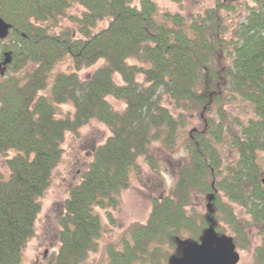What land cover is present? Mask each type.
<instances>
[{
  "label": "trees",
  "instance_id": "1",
  "mask_svg": "<svg viewBox=\"0 0 264 264\" xmlns=\"http://www.w3.org/2000/svg\"><path fill=\"white\" fill-rule=\"evenodd\" d=\"M73 4L83 9L72 17L76 27L63 24ZM252 4L230 27L223 12L231 0H219L189 21L178 12L160 19L157 0H0V16L11 25L0 39V154L9 171L5 179L0 173V264H20L65 135L90 120L105 124L110 135L70 189L58 249L44 264H83L103 230L95 210L111 216L131 173L139 172V158L157 170L152 145L174 150L181 138L187 154L174 169L173 184L151 200L145 222L127 228L121 248L107 247L109 264H162L155 256L185 240L199 241L211 222L222 233L216 210L237 237L242 228L234 203L260 235L255 264H264L258 161L264 152V0ZM6 52L10 60L3 63ZM67 57L74 71L56 73L49 83ZM95 65L87 77L79 76ZM109 97L124 108L116 110ZM236 97L253 112L238 127L225 112V101ZM65 103L73 110L57 115ZM226 145L236 153L233 162L221 156ZM197 194L206 203L214 195L205 215L190 207Z\"/></svg>",
  "mask_w": 264,
  "mask_h": 264
},
{
  "label": "rangeland",
  "instance_id": "2",
  "mask_svg": "<svg viewBox=\"0 0 264 264\" xmlns=\"http://www.w3.org/2000/svg\"><path fill=\"white\" fill-rule=\"evenodd\" d=\"M217 1L219 0H179L178 2L157 0L158 17L161 19L164 12H178L186 21H189L191 15L213 7ZM134 2L137 3L139 0H134ZM231 3L233 4L231 9L223 12L227 16L226 22L230 27L234 26L238 21H243L247 5H253L252 0H231ZM82 12V8L73 4L67 10V14L63 18V24L76 27L72 17L80 15ZM105 24V22H102L99 27H103ZM94 69H96V65L81 70L78 72L79 76L85 78ZM72 71L74 70L71 61L68 57L64 58L55 65L49 77V83L52 82L56 73ZM45 92L49 94V88ZM109 101L116 110L121 111L124 108V104L113 97H109ZM163 101L174 114L178 113V109H175L166 98ZM225 109L227 118L234 123V127H238L236 124L238 120L245 122L253 115L249 103L239 99V97L226 100ZM70 110H73L72 105L65 103L60 104L56 112L57 115L64 116ZM191 119L193 121L195 118L192 117ZM109 135L108 127L95 120H90L78 132L65 135L63 154L60 162L53 170L49 186L40 198L41 207L36 216L34 235L28 240L23 250L20 264H44L57 251L59 246L58 236L61 229L59 221L64 213L63 203L68 197L70 189L78 184L82 173L89 166L95 147L104 142ZM152 147L157 162V170H152L143 158H139V172L133 171L131 173L128 187L120 193L118 206L109 209L111 216H108L104 210L98 208L95 210L100 216L103 230L98 239L97 250L90 253L83 264H109L107 247L121 248V239L126 234L127 228L133 223L145 222L151 209V200L164 195L173 184L175 178L174 169L187 154L184 149L183 138L179 140L174 150L166 149L159 143H154ZM9 155H12V152ZM221 156L225 163L233 162L236 159V153L230 145L224 147ZM258 161L261 177L264 178V152L259 153ZM0 173L4 179L9 175L2 154H0ZM197 195L193 198L190 207L195 212L205 215L208 200L206 203L205 198L202 197L203 195ZM220 202L228 205L226 198H222ZM232 209L237 219L241 221L240 227L242 229L239 236H235L234 229L231 226L225 222L222 223V217L217 210L215 216H218L219 220L216 217V220H214L221 223L222 230L220 232L222 233L220 234L232 238L236 237L234 239L237 240L236 243L234 242L235 251L239 255L237 264H255L254 251L260 243V235L253 223L248 224L250 215L247 214L243 207L234 203L232 204ZM179 252L180 246H177L175 249L169 248L168 254H163L160 257L155 256V258L160 260L159 263L163 262L162 264H166L169 255L179 254Z\"/></svg>",
  "mask_w": 264,
  "mask_h": 264
},
{
  "label": "water",
  "instance_id": "3",
  "mask_svg": "<svg viewBox=\"0 0 264 264\" xmlns=\"http://www.w3.org/2000/svg\"><path fill=\"white\" fill-rule=\"evenodd\" d=\"M10 27L11 25L0 16V39L8 35ZM5 55L6 58L3 63L10 60L7 52ZM212 199L213 195H210L207 204L208 209L211 208L210 201ZM238 261L239 255L235 251L233 239L226 235H218L211 223L204 231L200 242H185L181 254L178 256L171 255L168 264H236Z\"/></svg>",
  "mask_w": 264,
  "mask_h": 264
}]
</instances>
